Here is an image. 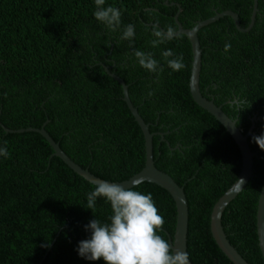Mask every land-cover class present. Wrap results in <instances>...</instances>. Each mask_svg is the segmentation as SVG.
Wrapping results in <instances>:
<instances>
[{
	"label": "trees",
	"instance_id": "16d2710c",
	"mask_svg": "<svg viewBox=\"0 0 264 264\" xmlns=\"http://www.w3.org/2000/svg\"><path fill=\"white\" fill-rule=\"evenodd\" d=\"M169 2L175 5L105 0V7L121 11V24L113 31L95 19L94 0H0V125L16 131L39 128L46 121L43 130L70 161L103 181L128 179L142 168L144 157L116 82L100 66L113 63V73L127 85L131 104L153 133L154 167L183 190L189 262L227 264L212 244L209 213L236 179L239 161L189 97L187 41L173 39L153 47L156 37L140 28L136 18L141 10L171 16L176 7V21L190 29L196 21L231 11L242 29L249 21V0ZM128 24L135 26V36L121 39ZM196 37L199 93L235 120L241 134L252 124L253 136L247 138L254 154L252 177L222 213L221 227L247 264H261L254 209L264 179V150L252 138L264 134V0H256L247 35L240 37L229 21L218 20ZM226 43L231 45L228 51ZM136 50L153 54L157 72L139 65ZM166 50L183 56L182 70L168 67L162 56ZM0 147L9 153L0 156V264H40L46 253L42 264H105L81 257L77 249L90 238L85 226L91 220L107 222L110 203L97 198L93 212L86 209L87 193L94 187L60 166L39 138L0 134ZM132 190L152 194L165 221L158 233L165 240L166 234L171 237L170 201L152 185Z\"/></svg>",
	"mask_w": 264,
	"mask_h": 264
},
{
	"label": "water",
	"instance_id": "95a60500",
	"mask_svg": "<svg viewBox=\"0 0 264 264\" xmlns=\"http://www.w3.org/2000/svg\"><path fill=\"white\" fill-rule=\"evenodd\" d=\"M179 9L173 7V15L164 16L152 10H141L136 18L137 25L149 32H152L153 26H157L161 31H166V26H172L178 34L174 39H185L188 45V69H187V92L193 105L205 116V118L220 132L230 148L235 153L239 164V173L234 182L217 198L209 213L208 228L218 256L227 264H247L237 251L230 245L226 239L222 227V213L231 202V200L244 188L246 182L252 177L251 165L253 153L250 151L247 138L253 134L252 124L244 134L235 126V120L229 119L220 109L213 104L211 100L202 97L198 91V75L200 70V49L196 35L206 26L218 20H227L232 25L234 31L243 37L251 29L254 14L256 12V0H249V21L245 28H239L236 14L231 11L215 13L213 16L202 21H196L190 29H184L176 21ZM173 40V39H172ZM105 74L114 80L112 82L121 95V102L132 121L135 131L139 137L143 150V166L128 179L120 182H110L120 184L125 188L132 187L134 183L138 185L147 184L160 190L170 201L173 211V229L171 237L166 234L167 241L173 246V249H179L186 252V230H187V203L183 190L167 174L156 169L152 162L151 137L153 133L147 130L148 124L140 118L136 109L131 106L127 96V87L121 79L110 73L107 67L103 66ZM46 121L39 128H25L20 130H10L3 128L0 134L6 138L14 139L19 137H37L45 145L51 157L65 170L79 177L89 185L95 186L103 180L91 175L86 169L68 159V157L58 148L57 144L43 130ZM27 132V133H22ZM21 133V134H7ZM168 133V132H165ZM160 138L161 133H157ZM176 147V146H175ZM243 181V182H242ZM108 182V181H107ZM134 188V187H133ZM158 235L165 237L159 233ZM254 243L261 264H264V179L258 191V196L254 209ZM47 253L45 254V256ZM44 256V258H45ZM42 259L41 263H43ZM189 264H191L189 262Z\"/></svg>",
	"mask_w": 264,
	"mask_h": 264
},
{
	"label": "clouds",
	"instance_id": "9594fccd",
	"mask_svg": "<svg viewBox=\"0 0 264 264\" xmlns=\"http://www.w3.org/2000/svg\"><path fill=\"white\" fill-rule=\"evenodd\" d=\"M94 3L96 6L95 19L115 31L121 24L120 9L113 6L105 7V0H94ZM151 34L156 37L151 41L153 47L178 36L176 29L172 26H166V31L153 26ZM134 36L135 26L128 24L120 38L131 40ZM224 47L225 51H228L231 45L226 43ZM134 56L141 67L157 72L158 62L153 58L152 53L136 50ZM162 56L173 71H180L185 67L183 56L176 57L172 50L163 51ZM169 57L174 58L169 59ZM100 66L102 69L103 66L107 67L108 71L114 74L113 63L100 64ZM160 71L163 69L160 68ZM131 106L134 107L132 104ZM252 139L260 149L264 150V134L254 136ZM4 143L6 145L7 142ZM8 155L7 148L0 147V156L7 157ZM136 186L137 183H134L132 187L125 188L120 184L103 181L87 193L86 209H91L93 212L97 198H104L110 203L111 215L108 216L107 222L102 223L95 218L85 226L91 235L90 238L79 242L78 254L90 261L102 259L105 264H189L187 252L173 249L167 240L157 234L162 230L165 223L164 218L158 214L152 194L145 195L140 191L132 190Z\"/></svg>",
	"mask_w": 264,
	"mask_h": 264
},
{
	"label": "flooded vegetation",
	"instance_id": "af4514ba",
	"mask_svg": "<svg viewBox=\"0 0 264 264\" xmlns=\"http://www.w3.org/2000/svg\"><path fill=\"white\" fill-rule=\"evenodd\" d=\"M154 1H158V0H154ZM161 4V8H163L164 6H174V2H169V0H159ZM227 101H224L222 104H226Z\"/></svg>",
	"mask_w": 264,
	"mask_h": 264
},
{
	"label": "rangeland",
	"instance_id": "374dc122",
	"mask_svg": "<svg viewBox=\"0 0 264 264\" xmlns=\"http://www.w3.org/2000/svg\"><path fill=\"white\" fill-rule=\"evenodd\" d=\"M106 61L110 62L111 60L109 58H106Z\"/></svg>",
	"mask_w": 264,
	"mask_h": 264
}]
</instances>
